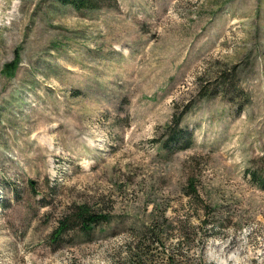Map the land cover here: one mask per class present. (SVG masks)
Masks as SVG:
<instances>
[{
	"label": "rangeland",
	"instance_id": "1",
	"mask_svg": "<svg viewBox=\"0 0 264 264\" xmlns=\"http://www.w3.org/2000/svg\"><path fill=\"white\" fill-rule=\"evenodd\" d=\"M96 5L0 0V264H264V0Z\"/></svg>",
	"mask_w": 264,
	"mask_h": 264
},
{
	"label": "trees",
	"instance_id": "2",
	"mask_svg": "<svg viewBox=\"0 0 264 264\" xmlns=\"http://www.w3.org/2000/svg\"><path fill=\"white\" fill-rule=\"evenodd\" d=\"M60 4L64 6H70L76 10L90 9L93 10L97 8L96 5L98 0H57ZM174 126L178 125L179 120L174 122ZM182 136L180 130L174 131L169 138L168 142L175 143ZM187 148V147H185ZM245 175L250 178V184L256 187L258 190L264 192V176L263 174L247 169ZM72 216L68 217L66 225L60 223V227L56 230L54 238L59 236L63 230L67 227V223L72 220L73 223L77 224L82 231H87L94 225H97L102 221V217L94 212H92L86 205L79 206L75 211L72 212ZM204 226L209 225L208 221H203ZM157 236V235H156ZM159 236V235H158Z\"/></svg>",
	"mask_w": 264,
	"mask_h": 264
}]
</instances>
